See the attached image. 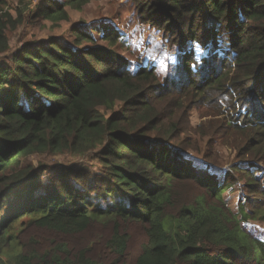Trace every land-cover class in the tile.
I'll return each instance as SVG.
<instances>
[{"label":"trees","instance_id":"obj_1","mask_svg":"<svg viewBox=\"0 0 264 264\" xmlns=\"http://www.w3.org/2000/svg\"><path fill=\"white\" fill-rule=\"evenodd\" d=\"M92 1L15 0L12 15L0 0V264H264V0H127L178 53L164 76L127 63L101 23L10 45L26 12L58 27ZM197 106L208 119L191 127ZM185 131L210 137L201 155ZM25 218L58 237L112 233L98 254L41 251L16 241ZM131 225L145 237L134 261Z\"/></svg>","mask_w":264,"mask_h":264},{"label":"rangeland","instance_id":"obj_2","mask_svg":"<svg viewBox=\"0 0 264 264\" xmlns=\"http://www.w3.org/2000/svg\"><path fill=\"white\" fill-rule=\"evenodd\" d=\"M32 6L40 3L42 0H30ZM6 9L10 10L12 15H15L16 2L15 0H5ZM134 6V5H133ZM127 0H93L88 6H85L81 11L69 10V19L62 22L58 27H51L50 24L41 19L35 18L34 12H26L23 17V22L13 31L8 32L10 45L17 50L21 46V42H33L45 40L47 37H52L53 40L57 39L62 44L73 41L72 28L77 24L108 26L115 29L119 35L120 41H117L115 50L127 62L133 65H139L141 62L155 63L161 70L158 72L164 76V71L167 65L175 64L177 59V51L170 49L168 44H163L157 32L144 26L136 9ZM146 16V15H145ZM87 28V27H86ZM99 28V27H98ZM101 28V27H100ZM119 40V39H118ZM102 44V43H100ZM175 61V62H174ZM173 64V65H174ZM141 65V64H140ZM130 66V65H129ZM187 80V78H184ZM200 82V79H196ZM183 85L182 87H185ZM197 109H190L188 120L191 127L205 121L206 117L203 116L202 106L195 107ZM192 130V128L190 129ZM179 137L188 142H192L195 153L202 154L207 149L206 143H211L210 137L204 140H198L199 136L193 134L192 131H185L184 134L180 133ZM209 147V146H208ZM221 155L227 159L226 154L233 155L232 152L220 149ZM29 161L41 162L45 165L54 166L61 164L63 161L59 157L39 156L33 157ZM81 163V168H90L95 165V155L84 158ZM233 199V198H230ZM95 200V199H94ZM232 206L233 204V200ZM100 206H104L99 202ZM23 225L19 223L14 229V235L17 242L28 244L32 241L38 242L41 251L49 248L51 244L67 243L70 248H82L92 245L94 253L98 254L100 248L104 245L105 241L112 233V224H93L92 227L85 234L77 237L65 238L56 236L44 230H38L34 227H27L28 219L25 218ZM251 222V221H250ZM264 229V223L252 222ZM122 229H124L122 227ZM129 235V244L127 249V257L134 261L140 254L141 248L145 243L144 233L140 226L131 225L126 228ZM6 257L2 256L5 261ZM4 264V263H1Z\"/></svg>","mask_w":264,"mask_h":264}]
</instances>
